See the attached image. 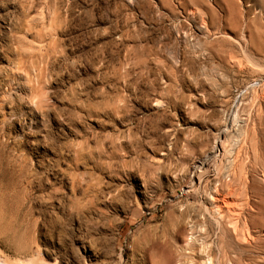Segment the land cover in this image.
<instances>
[{"label": "rangeland", "instance_id": "rangeland-1", "mask_svg": "<svg viewBox=\"0 0 264 264\" xmlns=\"http://www.w3.org/2000/svg\"><path fill=\"white\" fill-rule=\"evenodd\" d=\"M223 263L264 264V0H0V264Z\"/></svg>", "mask_w": 264, "mask_h": 264}, {"label": "bare ground", "instance_id": "bare-ground-1", "mask_svg": "<svg viewBox=\"0 0 264 264\" xmlns=\"http://www.w3.org/2000/svg\"><path fill=\"white\" fill-rule=\"evenodd\" d=\"M222 189V188H221ZM221 191H220V189H216V194L217 195H220L221 193H220ZM213 197V202L214 203H216L217 201H218V198L216 197V196H212ZM219 209V208H218ZM207 213L210 215V217L217 223V225H218V227H220V229H222V231H224V236H223V238H222V241H223V243H224V246H223V248H222V255L224 254V258H229V256H231V254H235L234 256H235V258H236V256H237V258H239L240 256H242V254L244 253V252H246L245 251V249L241 246V245H237L236 246V244H235V248L233 247V250L232 249H230V247H229V245H228V240H226V238L228 239V236H230V234L232 235V233L235 235V236H237L238 237V233H239V226H240V221L242 220L241 218H240V215H234V216H227V217H225V216H223V215H221V219L219 220L218 218H216V217H214V215L211 213V211H209L208 209H207ZM230 224L231 225V230H228L227 229V224ZM227 229V230H226ZM223 233V232H222ZM228 235L227 237H225V235ZM230 238V237H229ZM232 239V238H231ZM231 242H232V240H231ZM232 255V256H233ZM230 259V258H229ZM236 260V259H235ZM238 260V259H237ZM224 261H226V260H224ZM229 261H231V260H229ZM228 260L226 261V262H229ZM224 264V263H223Z\"/></svg>", "mask_w": 264, "mask_h": 264}]
</instances>
